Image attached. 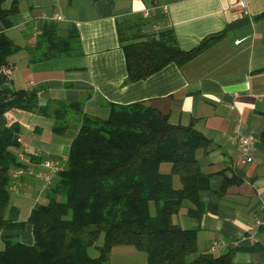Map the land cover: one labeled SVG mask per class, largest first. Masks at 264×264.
Returning <instances> with one entry per match:
<instances>
[{
  "label": "crops",
  "instance_id": "crops-1",
  "mask_svg": "<svg viewBox=\"0 0 264 264\" xmlns=\"http://www.w3.org/2000/svg\"><path fill=\"white\" fill-rule=\"evenodd\" d=\"M247 1L248 12L237 15L230 10L234 0H4L2 8L14 11L8 15L10 26L0 20V31L19 46L9 57L15 89L45 84L52 97L82 100L85 113L100 117L109 115L110 102L141 101L168 114L172 123H193L211 145L198 154L199 202L186 200L174 222L197 231L196 256L224 241L226 247L212 252L234 249V264H264V17H257L264 12V0ZM247 15L251 22L212 38L185 64L171 62L147 78L127 81L120 24L135 41L171 27L179 46L188 50ZM45 26L62 38L75 34L79 44L61 56L33 60L29 47L35 49ZM7 117L23 125L19 153L25 151L26 173L17 178L12 196L20 217L27 219L36 203L47 201L53 183L41 176L47 171L42 163L51 159L65 166L81 119L71 116L57 131L52 116L13 109ZM247 135L255 136L252 162L244 161L238 148V138ZM160 169L168 173L172 164L162 162ZM173 181L182 186L179 175ZM149 206L156 215L155 201ZM3 234L35 242L32 224ZM104 264H148V254L133 244H119Z\"/></svg>",
  "mask_w": 264,
  "mask_h": 264
},
{
  "label": "trees",
  "instance_id": "trees-1",
  "mask_svg": "<svg viewBox=\"0 0 264 264\" xmlns=\"http://www.w3.org/2000/svg\"><path fill=\"white\" fill-rule=\"evenodd\" d=\"M0 20L10 26L2 8ZM264 17V12L257 16ZM129 75L127 81L147 78L171 62L183 65L205 51L212 40L205 37L195 47L182 49L173 28L144 41L123 34ZM73 32V31H72ZM75 34L62 38L47 26L38 36L33 60H45L72 52ZM77 39V41H76ZM79 44V43H78ZM19 46L0 31V264H104L112 247L133 244L148 254V264H234V249L195 255L197 231L175 223L186 200L199 202L198 154L209 151L211 141L195 125L172 123L168 114L145 102H110L107 117L84 112L80 101L54 98L45 84L15 89L9 57ZM34 51V52H33ZM13 109L31 111L57 119V131L71 116L81 126L69 147L67 162L47 191V201L38 202L22 219L12 196L13 168L22 165L19 151L23 125L10 122ZM264 141V132L262 133ZM162 162L172 170L162 172ZM181 187L174 186V175ZM157 206L150 212V201ZM33 225L35 242H22L5 230H23ZM103 238L102 244H97ZM99 255L92 257L89 247Z\"/></svg>",
  "mask_w": 264,
  "mask_h": 264
},
{
  "label": "built area",
  "instance_id": "built-area-1",
  "mask_svg": "<svg viewBox=\"0 0 264 264\" xmlns=\"http://www.w3.org/2000/svg\"><path fill=\"white\" fill-rule=\"evenodd\" d=\"M230 10L233 14H237V15L242 14V13H247L248 12V1L247 0H234V2L230 6ZM254 139H255L254 135H247V136H241L237 140L240 155L242 159L246 162H252L254 160V153H253ZM19 158L22 162V165L19 166L13 173V183L11 185L12 190L16 188L17 178H19L20 176L26 173V169L24 167V163L27 162L25 151H22L19 153ZM42 164L44 167H46L47 171L42 172L41 176L48 182V184L51 182H54L52 180L53 177L56 174H59V172L64 168L63 166H60L58 162L51 160V159L45 160ZM226 246H227V243L224 241H215L211 246V250L216 251Z\"/></svg>",
  "mask_w": 264,
  "mask_h": 264
},
{
  "label": "water",
  "instance_id": "water-1",
  "mask_svg": "<svg viewBox=\"0 0 264 264\" xmlns=\"http://www.w3.org/2000/svg\"><path fill=\"white\" fill-rule=\"evenodd\" d=\"M251 22V17L249 15L241 17L237 20H234L232 22H230L221 32L216 33V34H211L209 36L210 39L212 38H220L223 35H225L228 31H230L231 29L235 28V27H240L243 26L247 23Z\"/></svg>",
  "mask_w": 264,
  "mask_h": 264
},
{
  "label": "rangeland",
  "instance_id": "rangeland-1",
  "mask_svg": "<svg viewBox=\"0 0 264 264\" xmlns=\"http://www.w3.org/2000/svg\"><path fill=\"white\" fill-rule=\"evenodd\" d=\"M103 243V238H101L97 244H102ZM89 254L92 256V257H96L99 255V250L96 246H91L89 247Z\"/></svg>",
  "mask_w": 264,
  "mask_h": 264
}]
</instances>
